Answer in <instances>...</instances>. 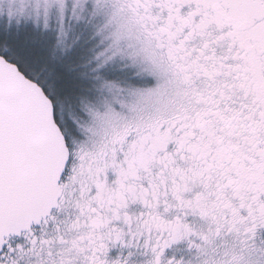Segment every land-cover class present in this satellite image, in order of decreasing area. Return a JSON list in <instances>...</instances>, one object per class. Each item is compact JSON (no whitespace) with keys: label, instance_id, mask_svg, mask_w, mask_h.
Returning a JSON list of instances; mask_svg holds the SVG:
<instances>
[{"label":"snow or ice","instance_id":"obj_1","mask_svg":"<svg viewBox=\"0 0 264 264\" xmlns=\"http://www.w3.org/2000/svg\"><path fill=\"white\" fill-rule=\"evenodd\" d=\"M0 264H264V0H0Z\"/></svg>","mask_w":264,"mask_h":264}]
</instances>
